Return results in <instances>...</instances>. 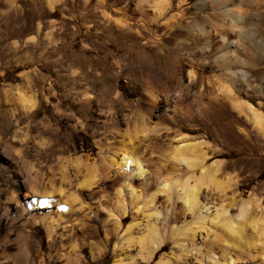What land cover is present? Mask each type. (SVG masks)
<instances>
[{
  "label": "rangeland",
  "instance_id": "obj_1",
  "mask_svg": "<svg viewBox=\"0 0 264 264\" xmlns=\"http://www.w3.org/2000/svg\"><path fill=\"white\" fill-rule=\"evenodd\" d=\"M140 1L61 0L50 10L46 0H0V264H74L77 255L79 264H157L163 258V262L168 260L165 264H199L179 247L181 233L195 227L198 207L191 214L185 210L184 218L162 227L154 217L153 203H147L151 193L137 199L124 188L126 212L117 231L97 207L101 204L117 218L122 211L111 177L103 182V190L97 195L85 189L87 196L83 199L92 207L87 216L83 211L86 206L81 209L79 202L69 203L64 197L68 179L73 185L104 180L102 172L117 142L141 161L144 174L137 178L145 183L186 179L191 173L172 168L171 150L167 148L170 143L182 147L177 141L179 134L202 142L194 153L205 156V166L218 165L215 179H232L224 195L203 185L200 204L212 212L213 206L232 203L234 209L241 201L249 202L246 215L255 218L258 225L256 229L247 226L244 235L248 242L260 238L264 222V130L220 101V85L229 84L240 99L259 110L264 121V0H254L255 9L244 7V18L253 22L245 30L253 42L246 46L250 49L246 56L243 52L241 55L247 60L244 69L250 80L237 85L216 66L219 51L205 54L200 44L193 47L198 51L193 56L189 53L192 49H176L187 39L193 21L207 28L218 23L211 16L214 10L207 4L209 0H172L164 18L180 14L182 20L171 28L162 25L165 19L149 26L141 15ZM201 1L205 8L202 11L197 5ZM148 5L152 14L155 9ZM190 70L197 74L192 82ZM166 72L173 77L164 86L156 85L159 111L153 113L143 76L151 73L165 79ZM32 97L36 109L26 114L24 105ZM141 124L157 126L163 137L148 146L139 132ZM79 155L88 160L75 162L73 159ZM127 167L131 172L134 164ZM37 185L38 189L45 186L48 190L60 186L65 192L61 200L57 191L51 195V220H77L73 231L61 242L51 240L43 222L23 223L17 219L12 208L13 195L25 203L22 194H28L26 201L33 209V202L40 197L31 188ZM37 206L32 212H46V208ZM11 217L16 220L11 222ZM152 225L164 244L149 258L137 241L149 235ZM215 230L224 238L229 236L220 227ZM197 234L193 243L202 250L213 249L214 257L221 260L222 247L199 240ZM18 235L28 237V250L22 238L16 240ZM186 243L191 247L190 240ZM98 248L100 253L93 256ZM247 249L264 250V235ZM11 254L19 255L14 261ZM173 255L180 256V262Z\"/></svg>",
  "mask_w": 264,
  "mask_h": 264
},
{
  "label": "bare ground",
  "instance_id": "obj_2",
  "mask_svg": "<svg viewBox=\"0 0 264 264\" xmlns=\"http://www.w3.org/2000/svg\"><path fill=\"white\" fill-rule=\"evenodd\" d=\"M7 1L13 2V0H7ZM60 1L61 0H46L50 10H53L54 6L57 5L56 3H59ZM180 1L184 3L185 0H180ZM208 2L211 5L210 7L214 10L212 11L213 13L211 16L214 19L216 18L218 20L217 21L218 23L214 25V28L213 27L207 28L204 25L198 24L197 20L193 21L191 25L192 30L190 29L191 32L188 34L187 39L184 40L181 44H178L177 46L179 48L176 49L180 50L181 47H182L181 50H185L186 48L192 49V51H190L189 53L192 54L193 56H195L198 53V51L193 47H195V45H200V44L203 45L202 49L206 51L205 54L211 53L212 51H219L221 54L220 56L218 55L219 57L216 60L217 61L216 66L222 71L221 74H223L226 78L232 80V82L234 81L236 85L241 81L242 82L244 81L246 83L250 80L246 70L244 69V65L246 64L245 61L247 60H245L244 58L242 60L241 55L243 52L246 56V54L248 53L247 50H250V49H246V46L249 45L250 42H253V38L251 34L245 31L246 28L253 26V22L250 21L251 19H249L248 16H246L248 18H244L245 15L244 7L246 6V8L249 7L250 9H255V6L257 7L258 1L254 2V0H209L207 1V4ZM148 4H152L153 6L152 8L155 9V11L152 14H150L149 10H147V7H151ZM197 5L200 11L205 9L203 7L204 2L201 1ZM171 7H172V0H142L139 3L141 15L145 18V21L148 23L149 26L158 23L161 19L162 20L165 19L162 25L164 26L167 25V27L169 28H171V26H174L176 23L178 24V22L180 23V21L182 20L181 19L182 16H180V14H172L169 18L167 19L164 18L165 14H167L171 10ZM133 70H135V68H133ZM195 73L196 72L192 70H190L189 72V79L191 82L196 80L197 74ZM172 77L173 75L171 76L170 72H166L165 79H163L162 76L152 75L151 73H147L145 74V76H143V81L148 91L147 93L151 98L150 99L151 105L150 104L149 105L151 106V110L153 113H157L159 111V103H158L159 98L157 96L156 85L158 83H162V86H164L165 84L168 83V81H170V79H172ZM228 85L224 83L220 85V89L223 92V96H221L222 98L220 97L221 98L220 101L227 103L237 113L239 114L243 113V116L245 115L246 117H248L258 129L264 130V121L259 110L256 109L254 106H252L251 103H249L247 100L240 99L238 95H236L235 90ZM238 89L240 88L238 87ZM167 96L168 95H166V97ZM24 107H26L25 109L23 108L26 114L35 111L36 102L33 100V97L32 99L28 98L26 100V105H24ZM147 124H141L139 132L144 135L143 137L141 135V138L146 139L147 145L149 146L150 143L152 145L155 144L157 139H160L163 136L160 133L161 129L155 128L157 126L155 127L147 126ZM165 135H166L164 136L165 138L167 136L169 138L170 136L168 134ZM176 136L178 137L177 141L183 144L182 147H177V146L173 147L172 144L170 143L167 148L168 150L169 148L171 150V151L169 150L170 151L169 156L170 159H172L173 161L172 168L176 171H180V169H182L185 171V173H191L190 176H188L186 179L184 178L182 180L173 179L174 182L171 181L157 182L156 176H152L153 179L156 178L155 179L156 181L153 180L154 182L150 183L149 180L150 181L152 180L149 177L148 180L149 183H145L144 181L137 178V177H141L144 174V170L140 165L141 161L139 162L136 158H134L135 155L133 156L131 151L128 150L129 148L127 149L125 145H121V143L117 142L113 145L111 157L109 158L108 162L105 164L104 172H102L103 173L102 177H104V180L102 178L103 181L98 183L95 182L92 183L90 181L89 182L86 181L81 184L73 185L72 181L68 179L67 182L68 190H67V194H65L66 196L64 197H66V200H68L69 203L79 202L81 209L83 208L82 205L86 206L83 211L86 212L85 215L87 216V213L92 211V207H90V204L87 203V201L85 202V200L83 199V196H87L84 194L85 189L87 190L90 189L93 192L92 195H97L101 192V190H103L102 188L103 182H105V180H107L108 178L110 179L111 177L112 179L111 187L115 188L113 189L115 191L116 199L117 201L121 202L122 211L118 210L121 211L120 215H118L120 217V220H118L119 217L117 218V216H115V214H113L112 211L110 210L107 211L106 209H104L101 206V204L97 203L98 204L97 207L98 210L101 213H103V217L105 220L112 221V224L115 226L117 231L119 230L118 226L121 223L122 218L124 217V214L126 212L124 205V198H123L124 188H126L128 193H130L129 195L130 197L135 196L137 199L141 194L150 192L151 193L149 195L150 199L147 203L148 204L153 203L154 206L153 205L152 206L153 208H155L154 217L157 221H159V223H161L162 227H165V225L169 222L172 221L178 222L180 219L184 218L185 210L189 211V214H191L194 210H196L197 207L199 208L198 210L199 214L196 217L198 219L196 223H194L195 227L188 228L189 232L187 233L185 232L181 233L183 238L181 242H179L180 249L189 257H193V259H195V263L198 262L199 264H264V250L250 251L247 249V247L250 246L251 244H255L261 241L262 235H264V222L261 224L262 228L260 230L261 233V235L259 236L260 238H257L255 242H248L249 240L246 241L244 235L245 228L247 226L248 227L250 226L253 229H256L258 225V221L255 220V218L252 219L253 218L252 217L251 220L248 219L246 215L250 205L249 202L241 201L240 205L234 209L232 208L233 206L232 203L231 205L221 204L218 207L213 206L212 212L209 211L211 209L210 207H207L205 204H200L199 193L203 185H205V188L212 187L213 190H218L220 193H222V195H224L225 190H227V188L230 187V183L232 182V179L231 180L225 179L224 181L215 179L214 174L219 171L218 165H215L214 167L205 166L204 165V161L206 160L205 156L203 154L201 155L202 157L201 156L198 157L195 155L194 149L198 148L197 145H199L200 147L202 142L201 143L195 142V139H192L191 137H189V135L186 134H179ZM142 141L143 139L139 140L140 143H142ZM148 146L145 145V147ZM73 160L75 162H81L85 160L87 161L88 158L87 156L85 157L79 155L75 157ZM106 161L107 160H105V162ZM128 164H134V167H132V169L130 170L131 172L127 171ZM195 167L197 168L196 170ZM110 173L112 174L109 176ZM132 173H135V176H131L133 175ZM42 174L45 175V173ZM33 180L35 182L38 179L37 180L33 179ZM45 184L47 185V183ZM38 185L34 186L33 188L30 187L34 192L32 193L36 195V197L37 195L40 197V199L39 197H37L39 199L37 203L33 202L32 208L34 209V207L38 205L37 206L38 208L41 207L46 208L45 210L46 212H39V213L32 212L33 209L30 210L29 202L26 201L28 199L27 197L28 194H24V195L22 194L25 203H21L16 198V195H13L10 199L11 202H13L12 208H14V210L18 215L17 219H19L20 221L24 220L23 223L43 222L48 230L51 240L53 242H57V241L61 242L67 237L68 234H70L73 231L72 226H74L73 224L76 223L77 220L75 219L62 220L61 218L58 219L57 221L51 220L50 214L52 210L50 208L51 206H49L52 201L51 195L53 196V192L57 191L59 195L58 196L59 200H61L62 198L65 199L63 196H61V194L63 195V193L65 192L62 191V188L60 186L56 190L53 189L48 190L46 188H48L49 185H47L48 187L42 186L39 189L37 188ZM144 185L146 186V188L144 187ZM171 190L174 191V194L171 193ZM158 193H162L164 195H159ZM88 196L91 197V195ZM52 202L54 204V201ZM60 203L62 202L60 201ZM25 205H27L28 208H25ZM28 209L30 211H27ZM5 211L7 212V209ZM59 211L60 209L58 208L57 213H59ZM203 211H205L204 212L205 214L203 213ZM6 218L7 220L9 219L8 217ZM10 219L11 222L16 220V219H12V217ZM247 219L249 220V222L247 221ZM217 227L223 229L229 236L227 238L222 237V235H220L215 230ZM172 232H175V230L172 229ZM196 234L199 235L198 236L199 240L201 239L210 240L213 245H217V246L220 245L222 247L224 251V255L222 254L221 260L216 259L214 257L215 253L213 249L208 247V249L202 250L200 246H197L196 244L193 243ZM21 238H22L21 243L23 244V247L25 248V250H28V243H26L28 241L27 239L28 237L26 236L19 237L18 235L16 240L20 241ZM187 240L191 241V247L190 245L188 247L186 243ZM137 242L138 244H140V250L142 249L147 250L148 257L152 258L154 257V255H156L155 253L163 247L164 239L158 234L157 227L155 225H152V228L150 227L149 235H147V237L139 238ZM98 253H100L99 248L95 250V252H93L92 255L95 256L98 255ZM18 255L11 254L14 261L16 260V257ZM173 257L177 260V262H180L181 260L180 256L173 255ZM159 261L160 263L157 264H165L166 262H168V260L163 262L164 258ZM73 262L74 264H79L78 255L75 256ZM114 264H118V261H115Z\"/></svg>",
  "mask_w": 264,
  "mask_h": 264
}]
</instances>
